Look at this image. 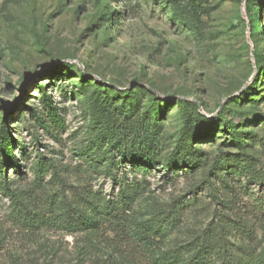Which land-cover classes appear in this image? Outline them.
<instances>
[{
	"label": "rangeland",
	"instance_id": "1",
	"mask_svg": "<svg viewBox=\"0 0 264 264\" xmlns=\"http://www.w3.org/2000/svg\"><path fill=\"white\" fill-rule=\"evenodd\" d=\"M126 110L147 169L108 139ZM2 125L0 264H264V0H0Z\"/></svg>",
	"mask_w": 264,
	"mask_h": 264
},
{
	"label": "trees",
	"instance_id": "2",
	"mask_svg": "<svg viewBox=\"0 0 264 264\" xmlns=\"http://www.w3.org/2000/svg\"><path fill=\"white\" fill-rule=\"evenodd\" d=\"M84 74L80 76L81 80L84 78ZM43 90V87H40ZM43 101L46 104H50V96H46V94H43ZM180 104H188L183 102L182 100L177 101ZM103 103L107 104L109 103L108 100L103 101ZM51 110H54V108L51 107ZM222 114H219L220 121L224 124V129L228 132V134L234 135V132L232 130L231 123L229 121L224 120L222 117ZM56 117V115H54ZM131 117L130 110H126L123 113V122L120 124V126H113L108 130V139L110 142H113L114 147L119 148V142H127L129 141V136L127 133L131 134L130 139V147L128 151H124L122 154V158L126 159L132 167L140 168V169H147L150 166H152L158 157L160 156L161 147H162V140L160 136V131L156 129L153 125H151L148 120L138 118L136 122L134 123V127L131 131L127 132L125 129L126 121ZM9 136V129L5 126H1L0 130V142L7 141V138ZM195 134H187L186 140L181 146L183 150H190L191 152H194V154H199L197 150L193 149L191 146V142L193 141V137ZM115 138V142L113 141V138ZM9 157L12 159V152L9 151ZM189 156V155H188ZM16 162V159L13 158V163ZM189 165V164H188ZM1 169V167H0ZM168 170H171L170 167L167 166ZM109 172H111L110 167L108 169ZM252 177L255 178V181L264 189V173L261 174H252ZM123 203H125V207H127L128 202L126 203V198L123 197ZM129 208H127L128 210ZM112 210L113 211H117ZM113 217L115 220H117L116 217H119L118 214H114ZM95 217L87 216L82 213H75L74 215H68L65 219L64 223H67L68 227L70 229L76 228L80 230H93L95 229V226L97 222H95ZM118 221V220H117ZM139 230L142 232H145L146 229L142 226H137ZM152 233V232H151ZM156 233V232H154ZM152 233V234H154ZM158 234V232H157ZM206 255V248L200 244L196 250V252L190 257L187 261L183 262L182 264H209V261L205 258ZM181 257V254L178 249L168 251L164 254H162L158 259V264H178L179 259Z\"/></svg>",
	"mask_w": 264,
	"mask_h": 264
}]
</instances>
